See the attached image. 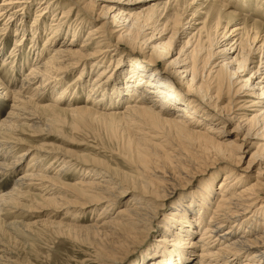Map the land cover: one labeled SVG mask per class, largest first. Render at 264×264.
I'll return each instance as SVG.
<instances>
[{
  "label": "bare ground",
  "instance_id": "6f19581e",
  "mask_svg": "<svg viewBox=\"0 0 264 264\" xmlns=\"http://www.w3.org/2000/svg\"><path fill=\"white\" fill-rule=\"evenodd\" d=\"M64 1L65 3L60 0H46L38 5L31 31L39 28L43 18L50 15L51 7L60 10V17L51 20L46 41L40 51L34 49L33 58L42 57L48 47L52 46L54 50L45 59H40L38 64L30 65L20 85L14 86L15 79L12 76L7 77V74L17 70L18 61L21 67L31 60L30 56L24 61L23 54L21 55V48L26 42L24 34L21 40L14 38L12 50L1 61V68L5 72L0 74V101L10 102V110L0 121V149L5 152L0 153V172H15L23 159L29 156L30 159L13 188L0 195V216H4L11 208L17 209L20 200L32 196L27 189L34 187L38 191L36 196L40 197L42 202H49L44 206L53 207V210L72 207L74 218L84 209L103 206L101 213L97 214L91 223L77 224V220L74 223L55 221L52 219L54 214L50 212L47 218L37 219L28 224V227L32 224L50 225L79 235H92L100 239L113 238L118 243L135 241L138 245L136 252L148 246L139 255L138 264H264V24L249 23L246 19L243 24H232L231 30L228 28L231 21L238 19L235 9H248L253 4L256 8H262L260 3H264V0H236L235 7L231 0H202L208 3L204 6L205 10L195 9L191 13L194 16L197 12L200 19L204 16L195 24L197 26L190 24L187 19L185 21V18L176 21L179 28L174 29L168 39L146 47L136 42H128L132 40L129 38L130 33L136 28L129 13H124L118 6L108 13L106 10L111 8L102 6L105 13L96 14V19L104 18L105 21L101 26L86 33L77 48L68 44L59 45L58 35L63 33L67 25L79 29L83 20L80 11L87 13L85 9L89 4L80 5L76 0ZM108 1L117 3V0ZM25 2L26 0L20 3ZM15 3H18L17 0H3L0 3V52L4 49L10 21L16 14L24 12V5H16L18 7L15 8ZM197 3V0L181 2L185 10ZM147 8L149 7H144L141 11ZM182 13L175 14V19L178 20ZM224 17H229L226 24L222 21ZM184 23H189L188 28L196 30L189 36L188 33H182L187 39L182 42L178 56L169 59L164 68H158L159 64H164L173 54V48L179 41L177 32H183ZM17 30L18 28L15 30V36L21 34ZM228 32L230 33L227 34ZM116 33L119 34L115 38ZM219 35L221 37L218 39ZM228 35L237 37L229 47L222 50V54L234 49L236 54L219 62L211 60L216 54L209 51L211 47L215 44L225 46L224 41ZM125 41L130 46L127 47ZM33 42L35 44V41ZM111 47L113 48L110 49ZM119 47L128 48L132 55L138 56L156 73H152L155 75L153 76L139 68L136 70L137 67L132 63L130 70L136 72L140 78L145 75L147 83L142 86L145 87L141 89L143 92L136 94L127 91L130 94L129 99L135 95L136 100L126 102L122 110L111 109L109 113L100 116H112L118 119L119 126L122 124L137 133L150 136L152 140L160 141L156 143L140 139L143 144L151 146L154 150L156 148L158 157L155 161L161 167L154 170V177L150 180L139 177L136 179L138 186H132L130 180L132 181L133 177L120 170L106 171L107 174H103V169H99L93 174L85 162L58 150L52 151L53 149L31 145L17 155H11L15 147L24 144L11 136L10 133H14L12 131L21 132L23 126L33 130L39 129L40 124L45 122L47 126V122H51L55 116L58 117L57 113L66 112L58 103L66 95L75 92L71 91L72 84L58 89L52 87V83L64 78L66 80L69 74L82 65V75L79 73L75 79L76 86L82 79L87 60L93 59V64L100 62L99 59L111 51L117 54L116 49ZM185 47L188 49L184 54L182 51ZM181 53L186 55L190 64L187 65V62L184 63V60L180 59ZM255 54L256 57L259 54L257 66L252 68L251 74L245 78V71H249V65L255 62ZM121 56L115 57L116 67L122 61ZM110 60L112 61V58ZM103 74L102 71L98 74L101 78H94L91 91L99 87ZM110 77L109 75L104 81H108ZM255 78H258V81H254ZM140 81L127 86L139 87ZM234 83L238 89L233 92V98L222 105L223 86ZM54 90L59 91L54 96L55 99L42 103L46 95ZM134 91H137V88ZM96 92L97 89L92 93ZM59 93H62V96H59ZM242 93L252 97L248 101L251 103L249 105L258 107L251 116L238 112L247 107L246 102H237V97ZM90 99H94L93 96ZM147 99H151L150 107L144 103ZM100 102L97 99L92 101L98 108L101 107ZM82 107L86 108L85 105ZM42 113L45 117L41 116ZM150 119L168 127V134H152L150 129H154L148 123ZM229 124H234L230 131L236 136L244 132L240 138L243 143L235 144L232 140L226 142L224 128ZM248 137H254L262 143L250 153L247 165L240 167L243 154L249 153L255 144L246 140ZM164 147L168 149L165 150ZM46 160L49 162L47 167H44L43 162ZM222 165L225 167L222 168L223 171L220 168ZM252 165L259 167L253 177L249 169ZM53 166L58 167L54 176L47 175ZM73 168L78 169L79 178L71 185L66 180L72 177L70 170ZM215 169L219 170L213 173ZM87 175L96 176L98 179H83L84 176L87 178ZM198 176L207 178L197 190L194 182ZM221 176V182L215 187ZM72 186L75 192L70 190ZM75 186L82 188L88 195L79 196ZM65 194L74 195V201H68ZM129 195L133 198L127 200ZM79 200L82 201L78 202ZM120 202L122 205L117 206L112 215L110 212ZM37 206L45 209L44 206ZM20 222H13L11 226L14 227ZM23 225L27 226L22 222L21 229H24ZM153 227L158 228V231H155L157 234L151 240ZM198 231L201 232L200 237L195 238ZM4 248L0 244L1 254L10 252ZM3 259L9 261L7 257Z\"/></svg>",
  "mask_w": 264,
  "mask_h": 264
},
{
  "label": "rangeland",
  "instance_id": "374dc122",
  "mask_svg": "<svg viewBox=\"0 0 264 264\" xmlns=\"http://www.w3.org/2000/svg\"><path fill=\"white\" fill-rule=\"evenodd\" d=\"M2 1L3 0H0V3ZM22 1L25 0H17L18 3L13 4V7L16 5H20V7L24 5V12L21 14H16L14 16V19L10 21V30L5 39L4 49L0 52V74H2V72H5V70L1 68V61L4 60L12 50L14 45V38L21 40L24 34V39L26 38V42H24V46L22 45L23 47L21 48V51L23 53L21 52V55L23 54L22 57L24 58V61L25 58L27 59L30 56L31 60L28 64H26L25 62L21 67L19 63L20 61H18L19 67H17V70L13 71V73L12 71L8 72L9 74H7V77L12 76L15 79L13 84L14 86L20 85V82L22 81L24 74H26V72L29 70L30 65H32L33 63L35 65L38 64L37 62H40V59H45L50 55V52L54 50V47L51 46L49 48L47 46L48 50L42 57H38L37 59L33 58L34 56L32 53H34V49L40 51L46 41L48 27L51 23V20L56 17H60V10L51 7L49 9V11H51L50 15H47L43 18V20L41 21V25L39 24V28L37 27L36 30L31 31V24L35 17V11L41 2H44L46 0H26L25 3H20ZM76 1L80 5L89 4L86 5L85 9L88 14L85 13L84 10L80 11V14H82L81 18L83 20L82 25H79L78 27L79 29H73V26L70 27L68 25L65 27L63 33L58 35L59 39L57 37V39L59 40L57 43L59 45L63 46L65 44H68V46L76 48L80 46L83 42V39L85 38L86 33L90 32L95 27L101 26L105 21L104 18L96 19V14H101L102 12L105 13V10L102 11V6H105L106 9L111 8L109 10H106L108 13L112 12L113 9L117 6L124 13H129L130 18H133V21H135L136 28L133 29V31L130 33L129 38H131L132 40L128 42L131 44L136 42L137 44H142V46L146 47L147 45L153 46L156 42L165 41L166 39H168L171 32L174 29L179 28L176 21H180L185 18V21L187 19L190 24H194V26H197L195 24L201 21L204 16L200 19V16H197V12L194 14V16H192L191 13L195 9L204 11V6L208 5V3H204L202 0H197V4H192L185 10V8H183L181 4L182 0H117V3L108 0ZM231 1L233 3V7H235V5H237V3L235 2L236 0ZM254 1L256 2L257 0ZM254 1L253 3H255ZM60 2L65 3L64 0H60ZM260 4L262 5V8H256L255 6H253L254 4L248 9L233 8L235 9L234 11L237 14L238 19H235V22L231 21V23L228 25L229 30H231L232 24H243L244 20L246 19L249 21V23L263 25V1H261ZM17 7L18 6H16L15 8ZM144 7L149 8L141 11ZM177 13H182L178 20H176L174 16ZM228 18L229 17H224V19H222L224 24L227 23L226 20H228ZM231 19L234 20V18ZM189 23H184L185 25L183 32H177L179 41L176 42V45L173 48V54L165 61L164 64H159L158 68H164L169 62V59L172 60L178 56L179 51L183 46L182 42L187 39L183 34L188 33L187 36H189V34L196 30L195 28H193L194 26H192V30L188 28ZM75 27H77V25H75ZM17 28L18 33L21 32V34L15 36L14 34ZM220 31L221 30H219V33ZM229 33L230 32H228L227 34ZM118 34L119 33L115 34V38ZM32 35L33 39H31ZM159 36L161 37L160 39H158ZM220 37L221 35L218 36V39ZM236 37L237 36L235 35H228L227 39H225L224 41L225 46H222L221 44L220 46L219 44L213 45L209 51H214L216 52V54H214L211 60L219 62L223 58H230V56L232 58L237 52L235 49L224 54H222V50L226 47H229V45ZM33 41H35V44ZM128 42L125 41V45L127 47L130 46ZM224 42H222V44ZM246 47H248V45ZM112 48L113 47H111L110 49ZM187 49L188 47H185L182 53H187ZM116 52L117 54L115 53V51L107 53L104 58L99 59L101 60L100 62L97 61V63L95 62V64H93V59L87 60V63L85 65L86 69L84 70L82 79L76 86L74 85L75 79L79 73L82 75V65L76 68L71 74H69L66 80L64 78L62 81L52 83L51 86L58 89L66 88V86L72 84L70 85L71 91L75 92L66 95V97H64L66 99L62 98L61 102L58 103V106L65 108L66 112L57 113L58 117L55 116L51 122H47V126L45 125V122L43 120L44 124H40L39 129L33 130L32 128L30 129L27 126H23L20 129L21 132L12 131L14 133H10L11 136L18 138L20 141L24 142V144H20L18 145V147H15L11 155L13 153L17 155L25 148H28V145L34 147H43L48 150L53 149L52 151H61L68 156H72L78 161L87 163L89 169L92 170L91 173L93 174L99 169H101V171L103 169V174H107V172L113 170H120L123 173L133 177V180H130V184L132 186H138L136 179L139 177L148 178L149 180L152 179L154 177V170L156 168L158 169L160 166L155 161V159L158 157L156 156V148L154 150V148H152L151 146L143 144L140 141V139L146 141L152 140L150 136H144L143 134L137 133L133 129L124 127L122 124L121 126H119L120 124L118 119H115L112 116L103 117L100 115L109 113L111 109L122 110L126 102H129V100L130 102L136 100L137 97L135 95L131 99H129L130 94L127 91H133L136 94H141V92H143L141 89L145 87L142 86L146 85L147 83L146 78H144L145 75L140 78V76L137 75L136 72L130 70V65L132 63L137 67L135 68L136 70L139 68L140 70L147 72L153 76L155 75L152 73H156V71L149 68L141 59H139L138 56L135 57L134 55H132L126 47H119L116 49ZM182 53L179 55V57H181L180 59L184 60V63L187 62V65L190 64L191 62L187 60L186 55H183ZM119 56H121L122 61L120 65L116 67L117 60H115V57ZM258 56L259 54L257 55V57L255 54V62L249 65V71H245V74L247 73V75H245V78H247L251 74L252 68H256ZM111 58L112 61L110 60ZM102 71L104 72L103 80L101 81L99 87L96 88L97 92L92 93L96 90L94 88V90L91 91L92 86L95 82L94 78H101L98 74H100V72ZM109 75L112 77V79L110 77L108 81H104ZM158 76H160V74H158ZM138 81H140V86L137 87V85H135L137 91H134V87L128 88L127 85H134ZM184 81L187 82L186 79ZM254 81H258V78H255ZM236 89H238V87L235 85V83L234 85L226 84L223 86L224 99L223 102H221L222 105L226 104L228 100L233 98V92H235ZM76 91L80 92L76 93ZM58 92L59 91L55 90L50 91V94L46 95L45 101L42 103L52 102L55 99L54 96L57 95ZM87 95H89L90 97L93 96L94 99L91 100L89 96L87 97ZM59 96H62V93H59ZM95 98L101 101L100 108L93 105L92 101H95ZM251 99V96L244 95V93L237 97V102H246L245 104L247 106L246 109L238 111L240 114L251 116L254 112H256L254 110H257L258 107L249 105L251 103L248 101ZM144 103L145 105L150 107L151 99L145 100ZM83 105H85L86 108L82 107ZM9 110L10 102L7 101L5 103H2L0 101V121L7 116ZM42 114L41 116L45 117L44 113ZM148 123L153 127L154 130H156L154 131L150 129L152 134L161 133L163 135H166L169 132L168 127L157 124L152 119L148 120ZM48 126L50 127L48 128ZM233 126L234 124H229L224 128L226 134V142L232 140L235 144L243 143L244 141H240V138L242 137L244 132L239 133V135L236 136L234 132L232 133V131H230ZM43 127L46 129H44ZM42 132H44V134ZM246 140H251L255 144L249 153L243 154L239 165L240 167H244L245 165H247L250 153L255 151L258 144L262 143L260 140L254 137H248L246 138ZM152 141L156 143L160 142L157 139ZM164 149L167 150L168 147H164ZM157 150H159V148H157ZM0 153L3 154L5 152L0 149ZM29 157H26L22 160L21 164L15 172H0V195L10 191L13 188L16 180L26 168L30 159ZM48 162L49 160L43 162L44 167H47ZM220 168L222 171L223 169H225L223 165ZM258 168V165L250 166V175L252 177L256 175V171L258 170ZM57 169L58 167L56 166H53V168L51 167L47 175L54 176V172H56ZM219 169H215L212 172L214 173ZM77 170L78 169L75 168H73V170H70L72 177H70L69 180H66V182L72 185L74 182L78 181L79 174H77ZM85 177L86 176H84L83 178L85 180H87L88 178L98 179V177H94L91 175L87 178ZM205 178L207 177H197V180L194 182V186L195 188H197V190L198 186L203 180H205ZM221 178H223V176L219 177L215 187H217L219 182H221ZM75 188L78 190L76 193L79 194V196L88 195V193L82 188H77L76 186ZM27 190H30L32 194L31 197H28L26 200H20L18 202L20 205L17 207V209L11 208L6 211V213H4V216H0V244L5 247V250L7 248L10 251L7 253H0V264H138L139 255H141L148 248V246H145L140 249V251L136 252L135 248L138 245L135 241L128 243H118L113 238L107 237V239H100L92 235H79L74 232H69L68 230L60 229L50 225L32 224L30 227H28V224L36 221L37 219L47 218L50 212L51 214H54L52 219L55 221L74 223V221L77 220V224L91 223L93 222L92 219L95 218L97 214L101 213L100 210L102 209L103 205H98L97 208L89 207L87 209H84V211L78 212V216L74 218V215H72L71 212L72 207L53 210V207L44 206L46 204H49V202H42L40 197L36 196L38 194V191L34 187L28 188ZM70 190H73V186ZM73 191L75 192V190ZM216 191L218 192L219 190ZM65 196L68 201H74V195L65 194ZM130 198H133V196L129 195L126 199L129 200ZM80 201L82 200H79L78 202ZM37 205L44 206L45 209L43 210ZM121 205V202L117 203L114 206L115 208H113L110 213H112L113 215L116 207ZM66 211L68 212L66 213ZM18 221H21V224L17 223L18 226L17 224L14 227L11 226L13 222ZM22 222L24 224H27V226L23 225L24 229H21ZM155 231H158V228L153 227L150 234L151 240H153L157 234ZM200 234V231L195 233V238H199ZM6 257L9 261L3 259Z\"/></svg>",
  "mask_w": 264,
  "mask_h": 264
}]
</instances>
